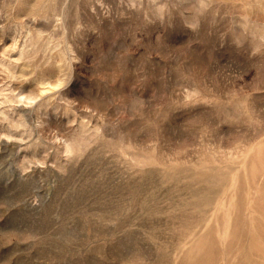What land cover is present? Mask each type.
Masks as SVG:
<instances>
[{
    "label": "rangeland",
    "instance_id": "rangeland-1",
    "mask_svg": "<svg viewBox=\"0 0 264 264\" xmlns=\"http://www.w3.org/2000/svg\"><path fill=\"white\" fill-rule=\"evenodd\" d=\"M0 264H264V0H0Z\"/></svg>",
    "mask_w": 264,
    "mask_h": 264
}]
</instances>
